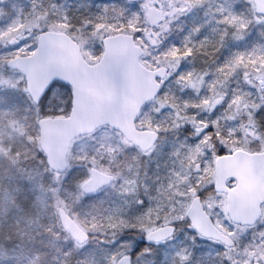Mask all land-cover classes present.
I'll use <instances>...</instances> for the list:
<instances>
[{"label": "snow or ice", "instance_id": "1", "mask_svg": "<svg viewBox=\"0 0 264 264\" xmlns=\"http://www.w3.org/2000/svg\"><path fill=\"white\" fill-rule=\"evenodd\" d=\"M206 5L208 8L205 15H211L217 25L212 29L214 38L205 37L194 41L190 34L185 37L183 48L172 47L163 55L166 59H174L178 65L182 59L210 57L209 61L214 65V78L207 82L209 95L203 98L199 105H192V107H204L211 111L217 105L226 104L228 119L246 115L248 125L255 129L257 117L264 120V44H253L249 49L234 52L219 64L217 54L230 38L236 41L250 39L252 37L250 32L254 26H264V0H247L244 11L236 10L239 5L235 3V0H224L223 3L217 4L215 9L212 8L210 0H142L132 4L130 8L121 9L115 6L109 9L105 5L104 15L97 17L101 23L95 24L94 27L101 28L110 19L115 20L117 23L113 25L114 27L131 29L134 33L132 38L135 39L140 32L148 34L147 29L141 27L142 25L152 24L161 29V32L152 33V35L159 36L162 32L168 31V25L172 19H178L195 9L205 8ZM33 12L35 20L30 23L14 22L0 28V45L14 49L0 55V88L12 90L0 94V109L4 110L3 117L7 118L14 114L13 109L19 110L20 105L28 104L26 112L29 116L25 119H30L31 127L36 132L35 136L29 135L28 139L33 143L36 157H31L29 152L10 154V149L3 146H0V154L7 157L13 166H18L30 158L36 159L43 169L37 175L29 174L28 176L32 190L37 193L35 200L30 191H25L19 198V206L22 210L31 213L33 208L36 209L26 219L27 230L19 229V234L22 237L27 236L29 240L37 237L48 238L53 244L61 240L70 241L71 247L68 250L61 252V248H57V252H61L64 257L58 261V264H68L69 258H73L76 250L84 248L89 243L91 234L111 237L109 240L120 237L127 241L129 239L127 234L138 233L147 241L159 244L175 238L177 229L182 228L194 242L199 237L221 245L224 249L222 253H218L222 257L221 264L223 260H227L228 264H264V228L253 232L252 241L243 249L242 259H236L235 256L239 232L245 231L249 225L255 228L258 218L260 223L264 224V213L259 217L255 213L241 217L225 204L222 209L223 217L217 214L214 223L207 215L198 218L192 214L191 206L177 199L178 196L184 195L178 187L173 190L177 181L166 187L161 186L156 197L149 196L150 200H155V206H150L132 217L127 215L123 207L104 209L102 206H96L83 215L77 210L82 197L95 193L105 186L117 188L115 184L117 179L123 180L118 191H121L123 195L133 196L135 204L143 205L144 201L139 198V173L133 172L132 165L122 164L118 157L121 153L131 152L134 149L138 150V153L150 154L155 147L153 141L160 128H153L149 123L147 131H136L133 130L131 118L121 122L117 117L110 115L73 128L72 123L77 120V111L73 104L74 93L70 84L62 83L59 76L49 77L48 74H44L37 86L34 83L33 71L35 65L48 63L50 49L47 37L51 33L70 27L69 17L55 13L58 19L48 22L47 11L36 13L34 6ZM166 17L168 19H165ZM39 20L45 21L48 31L33 30L39 27L36 23ZM161 20L164 21L163 24L159 23ZM84 23L93 22L85 20ZM206 23H211V20ZM202 27L203 25L195 26L192 33H200ZM259 36L264 38V30L259 32ZM157 42L156 39L152 40L153 44ZM208 75V72L181 73L178 80L199 90L205 83L204 78ZM234 78L238 86L232 89L229 95L226 89ZM249 89H255V92ZM58 97L63 99L64 103H60ZM169 103L177 110V118H180V113L189 107L187 101L181 107L167 95L159 101L161 108ZM45 109L47 112L44 111ZM53 111L57 114H49ZM54 120L61 123L69 122L66 125L69 135L58 151L50 150L41 135V130L46 132L45 126ZM106 124H111L119 131L116 135L111 132H101L97 137L96 133L100 131L102 125ZM9 125L14 132L23 133L24 131V126L18 120L9 119ZM173 126L178 128L179 124L174 120ZM217 126V121H212L211 126L204 122L202 129L197 128V133H211L212 127ZM85 131L95 144L90 151L87 150L88 146L74 150L72 133ZM205 139L207 140L208 137L206 136ZM223 151L221 149V153ZM40 154L42 157L38 159ZM76 165L86 168L87 175L76 181L74 191H66V194H62V186L70 183L74 178L73 170ZM125 168L128 169L129 175L123 174ZM20 171L23 172L24 169L21 168ZM48 178L51 182L45 183ZM177 178L179 183H184L186 179L179 177V174ZM190 194L193 198L192 206H195L198 197L194 187L190 186ZM145 195H147V189H145ZM199 195L202 196L203 193ZM11 203L15 204L16 199H11ZM124 203L129 204V201L125 200ZM225 220L228 221L227 224L224 223ZM241 221L245 227H240ZM17 226H19V220ZM121 233L126 235L121 237ZM5 240L10 241L11 235L5 236ZM133 243L119 244L117 241L118 246L114 245L112 251L103 254L102 264H159L158 260L148 258L151 249L142 247V241ZM8 249V244L3 245L0 256L8 254ZM15 257L14 264H24L23 251L16 253ZM30 264H36V262L31 261ZM75 264H100V261L76 258ZM172 264H201V262H193L189 249L181 248L176 252Z\"/></svg>", "mask_w": 264, "mask_h": 264}, {"label": "rangeland", "instance_id": "2", "mask_svg": "<svg viewBox=\"0 0 264 264\" xmlns=\"http://www.w3.org/2000/svg\"><path fill=\"white\" fill-rule=\"evenodd\" d=\"M52 1L53 2H48L47 0L44 1V4L51 8L50 15L47 18L48 22L58 19L55 13L66 15L69 17L70 21L72 20V24L81 30L80 35L82 42L77 40L73 35L74 32L68 28L62 30L61 32H65L78 42L81 53L89 64H96L101 59L103 55L102 38L105 36L120 33V29L134 36L131 29L124 30L123 27H114L113 25L117 22L111 19L101 28L94 27L95 24L101 23L97 17L104 15V6L107 5L109 9L113 6L117 9H121L130 8L132 4L142 2V0ZM55 1H60L61 4H58ZM223 2L224 0H210L213 9H215L217 4H221ZM235 3L239 5L236 9L237 11H244L247 0H235ZM53 5L55 7H53ZM34 6V0H0V28H4L14 22L30 23L34 21ZM65 6H67L66 9H63ZM207 8L208 6L206 5L205 8L195 9L187 15L180 16L178 19H172L168 25V31L162 32L159 36L152 35V33L161 32L160 27L157 25H153V28L157 29L155 32H152L151 24L142 25L141 27L146 28L148 34L146 35L144 32H140V35L135 37L136 43L145 50V55L141 58V63L145 67L149 69H156L158 66L166 64L169 65V68H171L167 79L163 83L164 87L161 95L143 108L136 121V127L141 130L148 129L147 125L149 123L153 128L159 127L160 130L158 133L160 134V139L150 154L138 153V150L134 149V151L131 152H123L118 157L122 164L132 165L133 172L139 173V198L144 201V204H135L133 196L123 195L121 191H118L119 186L123 184V180L117 179L115 181L117 188H112L110 186L99 193L93 194L97 196L98 201L100 202L98 203L99 206H102L104 209L123 207L125 208L127 214H129L136 208V206H138V209L143 212L148 207L155 206V200H150L149 196L156 197L158 195V191L161 190V186L166 187L170 183L177 181V183L174 184L173 190L178 187L179 190L184 193L183 196H178L177 199H179L182 203L190 205V201L193 199L190 194V186L194 187L197 191V195L203 193L202 197L205 200V209L212 216L215 222L217 214L223 217L224 213L222 209L226 204L225 195L214 193L211 188L214 183V165L218 153L221 149L230 153L239 148L248 151H264L263 135H260L257 124L255 129H253L251 125H248V118L246 115L242 114L234 119H228L226 104L217 105V107L211 111L204 107H192V105H199L201 100L209 95L207 82H210L214 78V65L211 62H207L204 58L197 57L194 60L192 58L182 59L178 65L174 59H166L163 55L172 47L183 48L184 39L190 34L192 35L194 41H199L205 37L210 39L214 38L212 29L217 27V25L215 20H212L211 15H205ZM165 19L168 18L166 17ZM85 20H91L93 23L85 24ZM209 20H211V23H206ZM44 22V20L36 21L39 25ZM159 23L163 24L164 21L161 20ZM199 25H203L201 32L196 34L192 33V29ZM33 30L40 31L41 29L38 27L33 28ZM261 30H264V26H254L250 32V36L252 37L250 39L246 38L243 41H236L230 38L221 52L217 54V63H223L224 60L230 57L234 52L249 49L253 46V44H264V38L259 36V32ZM153 39H156L158 42L153 44ZM4 49H7V51L14 50L0 45V55H3ZM188 72L198 74L208 72L209 75L204 78L205 83L199 88V90H197L178 80L181 73L187 74ZM237 86V81L234 78L226 89L229 92V95L231 94V90L237 88ZM249 90L255 92V89ZM165 95L173 98L174 102L179 104L181 107H183L185 101L188 102L189 107L184 112L180 113V118H177V110L172 107L171 103L165 105L163 108L160 107L159 101L163 99ZM58 100H60V103H64V100L59 97ZM44 111L47 112V109ZM54 112L55 111L49 114H57ZM174 120L179 124L178 128L173 126ZM20 121L25 124L27 123V119H25V117L24 120L20 119ZM212 121H217L218 126L212 127L211 133H197V128L202 129L204 122H207L211 126ZM165 128L168 130L165 131ZM25 129L26 127L24 126V130ZM101 132H111L113 135H116L117 133L109 127H102L100 128V131L96 133V136L98 137ZM206 136L208 137L207 140L205 139ZM94 144L95 141L90 139L88 135L79 137L74 140V150L88 146L87 150L90 151ZM22 148L23 151L28 150V152H30L31 150L30 147L25 145H22ZM250 148H252V150ZM127 157H130L131 160H127ZM140 157L146 161L147 168L146 165H144L142 169L139 168V163L137 162ZM132 162L135 164H132ZM38 168L39 167H36L33 170L31 169V171H24V176L28 178L29 174L37 175L39 173ZM73 171L75 173L73 180L70 183L63 185V189L65 191H74L76 181L87 175V169L80 165L74 166ZM123 174L129 175L127 168L124 169ZM177 174H179V177L181 178H186L184 183L178 182ZM29 183L28 190L26 191H30L32 193L33 200H35L37 193L32 190L30 181ZM145 189H147V195H145ZM24 192L25 191L17 192V194H20L21 197ZM90 197L91 196H84L81 200L89 199ZM125 200H128L129 204H125ZM102 203L107 204L104 206L101 205ZM78 208H80V210ZM77 210L83 215L93 209H88L87 206L81 205L79 202ZM35 211V208L32 209L31 213L22 210L19 206V199L14 205L10 203L3 211L4 223L6 227L5 230H16L17 232H19V229L27 230L26 219ZM141 212L137 211V214H140ZM18 220L19 228L16 227ZM224 223L227 224L228 221L225 220ZM261 228H264V224H261L259 221L255 228L246 227V230L243 232H239L237 229L239 232V240L237 241L236 246V259L243 258L242 253L245 245L252 241L253 232H258ZM5 230H1L0 235H2ZM9 233L12 235L13 231H10ZM92 235L94 239H96L97 234H91V236ZM136 235L139 240L143 238L138 233H136ZM98 238H101V241H95L96 245L109 247L113 246L112 243L118 240V237L116 239L109 240L111 237H103V235L100 234ZM14 239L15 247L13 248L12 253H9L10 261L13 259L16 260L15 254L20 253L19 250L23 251L21 249L22 242L20 241V238L14 236ZM57 243H61V245L65 248L67 244L71 242L61 240ZM69 247L70 246H68V248ZM181 248H188L192 253L193 262L200 261L201 264H221L222 257L219 256L218 253H222L224 251L221 245H217L212 241L204 240L203 238L198 237L194 242L187 235L185 229L178 228L175 238L162 244L150 247L151 252L148 254V258L150 260H154L155 257L159 256L161 264H172L176 252ZM153 249L158 252H154ZM87 252L88 249L80 253L82 255ZM23 253L25 255L24 263L30 264L31 261H35V257L33 258L31 255L26 254L25 252ZM100 254V258L91 256L90 259L98 260L100 261V264H102L101 258L104 253ZM223 264H228V261L223 260Z\"/></svg>", "mask_w": 264, "mask_h": 264}, {"label": "water", "instance_id": "3", "mask_svg": "<svg viewBox=\"0 0 264 264\" xmlns=\"http://www.w3.org/2000/svg\"><path fill=\"white\" fill-rule=\"evenodd\" d=\"M132 37L118 34L104 38V54L95 65L84 60L79 45L65 33L55 32L47 37L50 58L48 63L34 66V83L39 86L41 76L48 74L49 77L59 76L62 82L72 86L73 104L77 111L73 128L110 115L121 122L131 118L133 130L140 131L135 128V120L142 107L159 94V80L166 77L168 68L149 70L144 67L140 63L144 50L136 45ZM68 123L54 120L45 126L46 132L41 130L44 143L50 150L58 151L63 147L69 135ZM106 125L112 127L111 124ZM83 134L87 132H73L72 137L74 139ZM158 138L157 133L154 144ZM230 178L237 181L232 188L226 186ZM215 187L218 191L227 192V205L241 217L253 213L259 217L264 203V152L237 150L233 154L220 156L216 161ZM191 208L192 214L198 218L207 215L199 197ZM240 224L244 225L242 221Z\"/></svg>", "mask_w": 264, "mask_h": 264}, {"label": "trees", "instance_id": "4", "mask_svg": "<svg viewBox=\"0 0 264 264\" xmlns=\"http://www.w3.org/2000/svg\"><path fill=\"white\" fill-rule=\"evenodd\" d=\"M44 1L46 0H34L35 4V12H43L47 11L50 15L51 8L49 6H46L44 4ZM48 2H53L52 0H47ZM57 2V1H55ZM58 4H61L60 1L57 2ZM67 6H65L63 9H66ZM201 15V14H200ZM35 20V17H33ZM72 21V20H71ZM70 19L68 20V23L71 25L68 27L69 30H72L74 32V37L82 42L81 35H80V29H78L77 26H74ZM189 23V22H188ZM39 25V24H38ZM190 25V24H189ZM152 26V32H155L157 29L153 28ZM40 29L43 30H48L46 27V23L44 22L43 24L39 25ZM120 33H125L126 31H123L122 29L119 30ZM127 33V32H126ZM7 52V49H4L3 54ZM204 59L209 62V58L206 56H203ZM219 58V56H218ZM4 91H12V90H5L1 88L0 94H2ZM28 108V104L24 103L20 105L19 110L13 109L14 114L10 117L4 118L3 117V109H0V146H3L5 148L10 149V154H15L16 152H28L23 151L22 145L28 146L31 148L29 154L31 157H36V150L33 148V144L29 141L28 137L29 135L35 136L36 132L35 130L31 127V122L30 119H27V123H23L20 121V119L24 120V117L29 116V114L26 112V109ZM9 119H15L20 122L21 125L25 126L26 129L23 131V133L19 132H14L12 130V127L9 125ZM257 126L258 130L260 132V135H263L264 138V120H261L259 117H257ZM252 143V142H251ZM255 144V142L253 141ZM252 150V148H250ZM223 153H226L224 150ZM219 154H222L221 151ZM42 157V154L38 156V159ZM127 160H131L130 157L126 158ZM139 163V168L142 169L144 165H146L147 168V163L145 160L139 159L137 162ZM136 163V164H137ZM132 164H135L132 162ZM36 167L38 168V172H42V166L38 165L37 160L30 158L26 161H23L20 165L18 166H13L10 162V160L5 157L3 154H0V231L5 230V223H4V217H3V211L7 205L11 203V199L15 198L16 201L19 199L20 194H17V192H23L28 190L29 186V179L24 176V171H31V169H35ZM24 169L23 172L20 171V169ZM39 178V176L37 177ZM51 182L48 179L45 180V183ZM62 194H66V191L63 189V186L61 188ZM7 194V195H6ZM100 203L98 201L97 196H91L89 199H83L80 201L81 205H85L88 207V209H93L96 206H99ZM107 203H102L101 205H106ZM12 205H14L12 203ZM80 210V208H78ZM134 211L130 212V215H133ZM128 215V214H127ZM17 228H19L16 225ZM10 231H13L11 235V240L7 241L5 240V236L10 235ZM19 231V230H18ZM121 237L125 236V233L120 234ZM129 239L123 240L118 237L119 244L123 243H133L134 241H138L136 233H129L127 234ZM14 236H17L20 238V241L22 242L21 244V249L23 252L26 254L31 255V257H35V262L37 264H58V261L61 259H64L62 257L61 252L66 250V247L64 248L61 243H55L53 244L52 241H50L48 238H39L37 237L34 240H29L27 236H21L19 232L16 230H8L4 231L2 235H0V251L3 250V245L8 244L9 245V253H12L13 248L15 247V239ZM99 234H97L96 239H94L93 235L92 238L89 241V245L83 249V250H76L73 258H72V264H75V260L77 259H90L91 256H94L96 258H100L101 254L100 253H105L107 251H112L114 248V245L118 246L117 241L115 243H112L113 246H97L95 241H101V238H98ZM105 237V236H103ZM59 244V246H58ZM150 246L152 244H149ZM146 244V242L143 240L142 241V247L149 246ZM61 248V252H57V248ZM133 248H135V244L133 243ZM150 248V247H149ZM88 249L87 253H83L81 255L80 252L85 251ZM21 253V250H19ZM105 251V252H104ZM154 252H158L157 250L153 249ZM9 253L6 255L0 256V264H14L15 259L9 260ZM39 257V258H38ZM154 258V257H153ZM154 260H158L159 264H161V260H159V256L155 257ZM27 264V263H24Z\"/></svg>", "mask_w": 264, "mask_h": 264}, {"label": "clouds", "instance_id": "5", "mask_svg": "<svg viewBox=\"0 0 264 264\" xmlns=\"http://www.w3.org/2000/svg\"><path fill=\"white\" fill-rule=\"evenodd\" d=\"M209 59H210V57H209ZM114 171H116V169H114ZM68 264H72V259L71 258H69Z\"/></svg>", "mask_w": 264, "mask_h": 264}]
</instances>
